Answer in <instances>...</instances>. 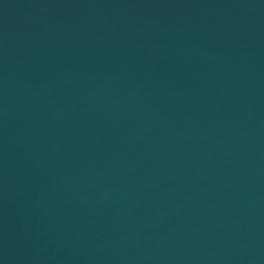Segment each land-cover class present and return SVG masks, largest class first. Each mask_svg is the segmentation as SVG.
Instances as JSON below:
<instances>
[{
	"label": "water",
	"instance_id": "1",
	"mask_svg": "<svg viewBox=\"0 0 264 264\" xmlns=\"http://www.w3.org/2000/svg\"><path fill=\"white\" fill-rule=\"evenodd\" d=\"M0 264H264V0H0Z\"/></svg>",
	"mask_w": 264,
	"mask_h": 264
}]
</instances>
